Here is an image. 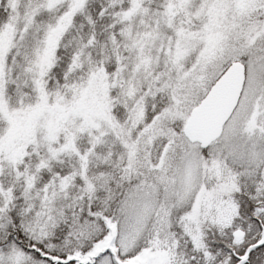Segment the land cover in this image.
Instances as JSON below:
<instances>
[{"label": "snow or ice", "instance_id": "snow-or-ice-1", "mask_svg": "<svg viewBox=\"0 0 264 264\" xmlns=\"http://www.w3.org/2000/svg\"><path fill=\"white\" fill-rule=\"evenodd\" d=\"M0 264H264V0H0Z\"/></svg>", "mask_w": 264, "mask_h": 264}]
</instances>
